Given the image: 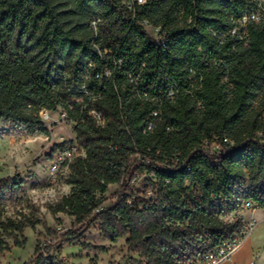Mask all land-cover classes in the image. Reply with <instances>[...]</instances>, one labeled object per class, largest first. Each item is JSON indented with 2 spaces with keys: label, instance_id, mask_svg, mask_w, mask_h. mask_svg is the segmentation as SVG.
<instances>
[{
  "label": "trees",
  "instance_id": "16d2710c",
  "mask_svg": "<svg viewBox=\"0 0 264 264\" xmlns=\"http://www.w3.org/2000/svg\"><path fill=\"white\" fill-rule=\"evenodd\" d=\"M249 7V0H149L132 19L123 0H0V127L48 135L38 113L71 104L76 112L67 118L80 148L64 167L69 194L53 212L81 228L57 239L50 232L54 241L38 242L26 264H55L54 251L73 242L103 251L79 243L90 224L109 242L126 238L128 264H200L205 253L243 238L241 216L233 224L218 217L238 213L245 200L264 210V145L255 135L264 133V16L247 26L246 37L230 33ZM143 20L167 32L166 50L155 47ZM190 71L200 80L193 86ZM171 85L178 87L173 100L166 97ZM155 109L157 118L150 116ZM223 136L234 142L229 150L202 148ZM136 153L148 162L136 163ZM144 173L153 177L133 191ZM112 185L115 202L105 207ZM19 187L16 177L1 178L0 199ZM3 213L0 206L8 236L39 223L3 221ZM13 246L21 243L14 238ZM8 250L0 237V252Z\"/></svg>",
  "mask_w": 264,
  "mask_h": 264
},
{
  "label": "rangeland",
  "instance_id": "374dc122",
  "mask_svg": "<svg viewBox=\"0 0 264 264\" xmlns=\"http://www.w3.org/2000/svg\"><path fill=\"white\" fill-rule=\"evenodd\" d=\"M66 111L75 113L76 109L69 104ZM59 113L60 109H57L50 113L51 119L45 121V126L50 130L48 135H31L25 128L10 123L0 127V179L16 177L20 185L17 191H6L0 199V206L4 210L2 220L37 219L39 222L34 229L24 227L22 235L15 232L8 236L0 230V237L9 247L8 251L0 252V264H26L32 258L36 244L44 241L50 232H54L57 239L70 230L81 228L71 215L53 212L55 204L69 194L70 186L65 183V168L53 179L48 172V162L60 144L73 140L75 136L73 122L69 118L61 121ZM145 181L146 177L139 179L135 184L136 190H143ZM116 189V185L108 187L104 195L108 198L105 207L113 203L111 197ZM253 213L240 210L238 216L242 217L244 234H247L248 223L255 220L256 225L249 240L257 246L258 251L252 264H264V210ZM14 238L21 243V247L13 246ZM125 240L121 238L109 242L102 237L97 224H90L79 243L103 247V251L84 250L73 242L54 251L55 264H128L132 255L126 251Z\"/></svg>",
  "mask_w": 264,
  "mask_h": 264
},
{
  "label": "built area",
  "instance_id": "2783aa9c",
  "mask_svg": "<svg viewBox=\"0 0 264 264\" xmlns=\"http://www.w3.org/2000/svg\"><path fill=\"white\" fill-rule=\"evenodd\" d=\"M149 0H123V3L125 5L126 10L129 12L132 19L136 16L137 8L147 3ZM264 0H249V9L246 10L239 19H237L235 22L234 27L230 30L231 34L239 33L241 36L246 37L247 36V26L250 23L258 24L261 22L264 16V7H263ZM97 22L98 20L92 21L91 25L93 27V30L96 31L97 28ZM142 28L149 34V36L152 38L153 44L159 51H164L167 49V32L159 25H152L148 21L143 20L141 22ZM111 74V71L109 69H105L103 75L105 77H109ZM224 82L227 83V88L229 90L232 89V85L228 83V79L226 76L223 78ZM200 80L195 76L193 72H189L188 74V82L191 86L197 84ZM178 92V87L175 85H171L166 93V97L169 100H173L176 96V93ZM82 93L88 95V92L85 90L84 86H82ZM138 97L145 99L146 101H151L154 99H150L149 96L145 93L137 94ZM81 98H76L75 102H79ZM156 102L159 101V98L155 99ZM89 114L93 117L95 123L99 127H103L105 122L102 117V115L96 111L95 109H92L89 111ZM39 117L46 121L51 119V114L46 110H41L38 113ZM151 117L157 118L159 117V110L155 109L150 114ZM59 119L61 121H64L67 119V113L66 112H60L59 113ZM155 126V123L151 122L147 130L151 131L153 130ZM50 129V128H49ZM50 131V130H49ZM258 138H260V144L264 145V133L257 132L255 134ZM65 145L63 148L57 150L53 155L52 158H50L48 162V172L50 176L54 179L61 170L70 162L73 157L80 155L79 151L80 148L75 144L73 140L69 142H63ZM234 142L228 138V137H221V138H212L207 139L202 142V148L212 155H219L220 153L229 150L233 146ZM110 150H112V147H110ZM136 163L140 164L143 162H148L145 160V156L136 153L134 155ZM173 161H177V159L174 158ZM188 169V168H187ZM143 177H149L152 178L153 175H147L144 173L143 176L139 177L136 182L143 178ZM133 186V191H140L136 190L135 184ZM146 195H150L151 192L147 191L145 193ZM142 197V195L140 196ZM113 203L115 202V199H112ZM127 204L129 206L133 205V199L128 198ZM240 210H246L248 212H253L255 209L253 208V204L249 200H245L241 204ZM238 216V213L232 212V213H224L221 214L218 218L219 220L224 224H233L236 221V218ZM255 220H251L248 223V229L247 234H244L243 238L236 239L234 241H229L223 243L218 248L211 250L204 254L200 264H222L223 262L229 261L233 254L236 252V250L241 246L243 240L251 233L253 228L256 225ZM54 239L51 237H47L44 241H42V244H49L52 243Z\"/></svg>",
  "mask_w": 264,
  "mask_h": 264
},
{
  "label": "crops",
  "instance_id": "0c3cea01",
  "mask_svg": "<svg viewBox=\"0 0 264 264\" xmlns=\"http://www.w3.org/2000/svg\"><path fill=\"white\" fill-rule=\"evenodd\" d=\"M259 210L261 209H255L253 212ZM253 212H251V214H254ZM253 231L254 228L251 233L243 240L241 246L236 250L231 259L229 261L223 262L222 264H252L253 260L255 259V253L258 251L257 246L249 240Z\"/></svg>",
  "mask_w": 264,
  "mask_h": 264
}]
</instances>
